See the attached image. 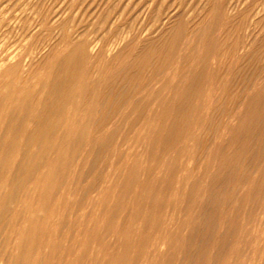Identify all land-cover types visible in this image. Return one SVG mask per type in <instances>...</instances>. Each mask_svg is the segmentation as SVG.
I'll list each match as a JSON object with an SVG mask.
<instances>
[{
  "label": "rangeland",
  "instance_id": "obj_1",
  "mask_svg": "<svg viewBox=\"0 0 264 264\" xmlns=\"http://www.w3.org/2000/svg\"><path fill=\"white\" fill-rule=\"evenodd\" d=\"M11 1L0 0V64L43 43L31 81L45 79L54 58L72 47L62 42L70 27L87 30L97 54L83 65L75 95L91 142L72 166L64 169L53 153L41 168L28 192L31 207L23 213L16 204L20 234L5 242L8 227L0 226V264H24L28 254L31 264H264V0ZM45 8L60 13L58 26L52 16L42 19ZM139 55L147 56L139 92L106 118L112 128L98 132L104 107L116 102H100V90ZM72 145L62 153L71 155ZM17 168L12 181L21 176ZM0 182L1 200L11 183Z\"/></svg>",
  "mask_w": 264,
  "mask_h": 264
},
{
  "label": "bare ground",
  "instance_id": "obj_2",
  "mask_svg": "<svg viewBox=\"0 0 264 264\" xmlns=\"http://www.w3.org/2000/svg\"><path fill=\"white\" fill-rule=\"evenodd\" d=\"M11 1V0H10ZM39 1V0H38ZM45 1V0H44ZM166 1V0H165ZM192 1V0H191ZM233 1V0H232ZM65 2V1H64ZM248 2V1H247ZM20 3V1H19ZM38 3V2H37ZM43 3V2H42ZM46 3V2H45ZM129 3V2H128ZM162 3V2H161ZM239 1L237 2V4ZM244 3V2H243ZM8 4V3H7ZM12 4V1H11ZM70 4V3H69ZM73 4V3H72ZM18 5V4H17ZM29 5V4H28ZM33 4H31L32 6ZM34 4V8H35ZM42 5V4H40ZM62 5V4H61ZM60 5V7H61ZM94 5V4H93ZM99 5V4H98ZM171 5V4H170ZM174 5V4H172ZM171 5V6H172ZM229 5V4H228ZM3 6V5H2ZM15 6V5H14ZM71 6V5H70ZM91 6V5H90ZM116 6V5H115ZM160 6V5H159ZM200 6V5H199ZM238 6V5H237ZM263 6V5H262ZM261 6V7H262ZM10 7V6H9ZM37 7V5H36ZM52 7V6H50ZM82 7V6H81ZM89 7V6H88ZM97 7V6H96ZM26 8V7H25ZM112 8V7H111ZM110 8V9H111ZM126 8V7H125ZM162 8V7H160ZM170 8V7H169ZM179 8V6H178ZM241 8V7H240ZM3 9V8H2ZM13 9V8H12ZM40 9V8H39ZM88 9V8H87ZM97 9V8H96ZM95 9V10H96ZM116 9V7H115ZM197 9V8H196ZM4 10V9H3ZM29 10V9H28ZM46 10V8H45ZM59 10V8H58ZM67 10V9H66ZM79 10V9H78ZM103 10V9H102ZM114 10V9H113ZM125 10V9H124ZM146 10V9H145ZM177 10V9H176ZM185 10V9H184ZM203 10V9H202ZM261 10V9H260ZM2 10H0L1 12ZM21 11V10H20ZM19 11V13H20ZM23 11V10H22ZM27 11V10H26ZM44 11V10H43ZM56 11V10H55ZM52 11L47 9L44 11L42 14L44 17L42 19L47 20L48 17L52 16V24H56L57 26L61 23L60 16L57 11ZM68 11V10H67ZM196 11V10H195ZM200 11V10H199ZM217 11V9H216ZM10 12V11H8ZM18 12V11H17ZM25 12V11H24ZM62 12V11H61ZM108 12V11H107ZM175 12V11H174ZM204 12V11H203ZM231 12V11H230ZM258 12V11H257ZM5 13V12H4ZM23 13V12H22ZM28 13V12H27ZM26 13V14H27ZM31 13H33L31 11ZM30 13V14H31ZM79 13V12H77ZM93 13V12H92ZM100 13V12H99ZM119 13V12H118ZM122 13V12H121ZM120 13V14H121ZM169 13V12H168ZM167 13V14H168ZM194 13V12H193ZM202 13V12H201ZM256 13V12H255ZM35 14V13H34ZM74 14V13H73ZM141 14V13H140ZM143 14V13H142ZM146 14V13H145ZM155 14V13H154ZM158 14V13H157ZM166 14V15H167ZM173 13H171L172 15ZM191 14V13H190ZM24 15V14H23ZM22 15V16H23ZM76 15V14H75ZM93 15V14H92ZM123 15V14H122ZM121 15V17H122ZM181 15V14H180ZM200 15V14H199ZM18 16V15H17ZM21 16V15H20ZM28 16V15H27ZM37 16V15H36ZM98 16V15H97ZM107 16V15H106ZM156 16V15H155ZM158 16V15H157ZM198 16V14H197ZM14 17V16H13ZM12 17V18H13ZM19 17V16H18ZM110 17V16H109ZM120 17V18H121ZM140 17V15H139ZM152 17V15H151ZM159 17V16H158ZM170 17V16H169ZM168 17V18H169ZM200 17V16H198ZM255 17V16H254ZM5 18V17H4ZM26 18V17H25ZM34 18V17H33ZM105 24L108 23V17H105ZM127 18V17H126ZM191 18V17H190ZM197 18V17H196ZM1 19V18H0ZM11 19V18H10ZM20 19V18H19ZM28 19V18H27ZM26 19V20H27ZM87 19V18H86ZM112 19V17H111ZM115 19V18H114ZM113 19V20H114ZM118 19V18H117ZM43 20V21H44ZM95 20V19H93ZM112 20V21H113ZM116 20V19H115ZM114 20V22H115ZM137 20V19H136ZM254 20V19H253ZM10 21V20H9ZM19 21V20H18ZM159 21V20H158ZM258 21V20H257ZM1 22V21H0ZM11 22V21H10ZM24 22V21H23ZM40 22V21H39ZM81 22V21H79ZM93 22V21H92ZM95 22V21H94ZM103 22V21H102ZM101 22V23H102ZM110 22V23H114ZM17 23V22H16ZM25 23V22H24ZM29 23V21H28ZM35 23H37L35 21ZM66 23V22H65ZM158 23V22H157ZM191 23V22H190ZM250 23V22H249ZM44 24V23H43ZM71 24V23H70ZM69 24V25H70ZM85 24V23H84ZM252 24V23H251ZM8 25V24H7ZM11 25V24H10ZM32 25V23L30 24ZM28 26L24 24L22 26L23 31H29L31 30V26ZM42 25V23H41ZM72 25V24H71ZM70 25V26H71ZM81 25V24H80ZM93 25V23H92ZM109 25V24H107ZM115 25V23H114ZM113 25V26H114ZM172 25V24H171ZM39 26V25H38ZM78 26V24H77ZM76 26V27H77ZM103 26V25H101ZM250 26V25H249ZM255 26V25H254ZM6 27V26H5ZM4 27V28H5ZM67 27V26H65ZM69 27V26H68ZM112 27V26H111ZM155 27V26H154ZM153 27V28H154ZM248 27V26H247ZM252 27V26H251ZM257 27V26H256ZM34 28V27H33ZM73 28V29H72ZM127 28V27H126ZM130 28V27H129ZM259 28V27H257ZM68 29H63L62 36H63V41H67L70 44H72L71 49L63 55L61 58L56 59L54 58L53 62V69L49 71L47 74H44V78H37L34 83L33 80L31 81L32 78L35 76H32L33 74V69L32 67L40 64L38 62H41V56L38 54L41 52L40 50L42 49L41 47L43 46V43L39 44V42L31 47L29 50H27L26 54H21L18 57L15 58H4L1 59L2 63L0 64V74L5 75V79L0 82V181H4L6 183H11V186L9 188V192H6V195L0 200V226H5L8 227L6 231H3L8 233V235L5 236V242L11 241L13 238V235H17V233L20 234V232H15L14 227L15 222L20 219V215H18L17 212L20 210H23L21 212L24 213V211L28 210L31 205L29 203V198L28 194L32 191L33 189H36V187L39 185V182L41 181V177H38V173L40 174L41 171H44L43 167L46 166V163L48 162L49 158L53 157L51 156L53 153L58 154V158L62 160V164L64 169H66L69 166H72V162H75V160L78 158L79 161L82 159L81 156H83L82 152L83 149L85 148V145L87 147L86 142L88 144L91 142V136H88V139L86 138L88 130V125L87 123H84L83 121H79V114L81 113L79 110V106L81 104H76L75 101V95L78 94V90L80 91V84H79V78L81 79V74L83 71V65L87 61H92L94 57L96 56V45L94 44L93 41L89 40L87 37V30L80 31L82 32H77V29L75 27H70ZM90 29V28H88ZM109 29V28H108ZM149 29V28H148ZM158 29V28H157ZM37 30V29H36ZM111 30V29H110ZM130 30V29H129ZM151 30V29H150ZM256 30V29H255ZM89 31V30H88ZM127 31V30H126ZM149 31V30H148ZM249 31V30H248ZM99 32V31H98ZM138 32V31H137ZM147 32V31H146ZM260 32V31H259ZM27 33V32H26ZM125 33V32H124ZM131 33V32H130ZM136 33V32H135ZM155 33V32H154ZM3 34V33H2ZM11 34V33H10ZM98 34V33H97ZM118 34V33H117ZM145 34V33H144ZM22 35V34H21ZM24 35V34H23ZM26 35V34H25ZM24 35V36H25ZM123 35V34H122ZM60 36V35H59ZM130 36V35H129ZM140 36V35H139ZM153 36V35H152ZM232 36V35H231ZM53 37V36H52ZM58 37V36H57ZM95 37V36H94ZM118 37V36H117ZM117 37L114 40V47L115 48V43L117 44ZM122 37V36H120ZM119 37V38H120ZM22 38V37H21ZM49 38V37H48ZM56 38V37H55ZM124 38V37H122ZM121 38V39H122ZM127 38V37H126ZM125 38V39H126ZM23 39V38H22ZM29 39V38H26ZM128 39V38H127ZM46 40V37L45 39ZM103 40V39H102ZM124 40V39H123ZM249 40V37H248ZM29 41V40H28ZM27 41V42H28ZM50 41V40H49ZM99 41V40H98ZM108 41V40H107ZM110 41V40H109ZM125 41V40H124ZM47 42V41H46ZM54 42V41H53ZM100 42V41H99ZM45 43V42H44ZM64 43V42H63ZM62 43V44H63ZM120 39L118 44H120ZM251 43V42H250ZM117 44V46H118ZM245 44V43H244ZM58 45V44H57ZM251 45V44H250ZM41 46V47H40ZM55 46V45H54ZM53 46V47H54ZM100 46V45H99ZM110 46V45H108ZM112 46V45H111ZM150 46V45H149ZM156 46V45H155ZM158 46V45H157ZM156 48L151 49L155 51L154 53L156 54V51H160V48L158 50ZM162 46V45H161ZM1 47V46H0ZM44 47V46H43ZM57 47V46H56ZM55 47V48H56ZM21 48V47H20ZM24 48V47H22ZM41 48V49H40ZM60 48V47H58ZM103 48V47H102ZM107 48V52L110 51V49ZM118 48V47H117ZM162 48V47H161ZM2 49V48H1ZM48 49V47H47ZM51 49V48H50ZM53 49V48H52ZM57 49V48H56ZM55 49V50H56ZM149 49V48H148ZM144 50V53L146 50ZM40 51L39 53L37 51ZM102 50V49H100ZM164 50V49H163ZM162 50V51H163ZM7 51V50H6ZM48 51V50H47ZM57 51V50H56ZM99 51V50H98ZM105 51V50H104ZM103 51V53H104ZM112 51V50H111ZM53 51L51 50V53ZM148 52V51H147ZM152 51H149V54ZM7 53V52H5ZM47 53V52H46ZM51 53L48 56H45L44 58L46 59L47 57L50 58ZM55 53V52H54ZM96 53V54H95ZM100 53V51H99ZM112 53V52H110ZM129 53V52H128ZM143 53V54H144ZM153 53V54H154ZM160 53V52H159ZM158 53V55H159ZM8 54V53H7ZM142 54V55H143ZM154 54V55H155ZM46 55V54H45ZM142 55H139L137 58H135L136 62L131 63V65L126 64L124 67L121 68V70L114 75H111L110 78L105 82L104 87L102 90H100L99 96H101L100 102H105L104 99L111 101L112 97L116 102L113 100V106L110 107H104V111L102 112V109L98 108L100 112L101 118L98 121V115L96 114L94 117L98 121L95 125L96 129L98 132H100L101 129L111 126L110 123H113L114 121H109L106 118L110 117L112 118V115L120 109L119 105L121 103H125L127 101H131L130 98L131 96L133 97L134 95L137 94V85L138 83L136 82L137 77L139 75V70L142 67L144 58ZM152 55V53H151ZM150 55V56H151ZM153 55V56H154ZM163 54H161L162 56ZM99 56V55H98ZM104 56V55H103ZM103 56H99L102 57ZM160 56V57H161ZM13 57V56H12ZM3 58V57H2ZM149 58V57H148ZM154 59L153 57H150V59ZM227 58V57H226ZM148 59V60H150ZM96 60V58H95ZM102 59H100L101 61ZM134 60V61H135ZM139 60V62H138ZM233 60V59H232ZM99 61V60H98ZM151 61V60H150ZM155 61V59H154ZM165 61V60H163ZM162 61V62H163ZM148 62V61H147ZM160 62V60H159ZM37 63V64H36ZM44 63V62H43ZM89 63V62H88ZM103 63V62H102ZM102 63L100 65H102ZM141 63V65H140ZM231 63V62H230ZM90 64V63H89ZM108 64V63H107ZM149 64H152L149 62ZM97 65V64H96ZM104 65V63H103ZM129 65V66H128ZM144 65V64H143ZM154 65V64H153ZM160 65V63H159ZM165 65V64H164ZM115 66V64H114ZM113 66V67H114ZM149 65V69H151ZM98 67V66H97ZM156 67V66H155ZM159 67V66H158ZM157 67V68H158ZM218 67V66H217ZM88 69V67H86ZM94 67V70L96 71L98 68ZM107 68V66H106ZM112 68V67H111ZM143 68V67H142ZM147 68V67H146ZM145 68V69H146ZM37 69V68H36ZM86 69V70H87ZM110 69V67H109ZM119 69V68H118ZM148 69V70H149ZM93 70V72H94ZM135 70V71H134ZM148 70H144V72H147ZM154 70V69H153ZM100 71V69H99ZM107 71V70H106ZM111 71V70H110ZM150 71V70H149ZM152 71V70H151ZM98 72V71H97ZM86 74V72L84 71ZM109 73V72H108ZM111 73V72H110ZM109 73V74H110ZM42 74V75H43ZM84 74V75H85ZM94 74V73H93ZM98 73H95L94 75H97ZM107 74V72H106ZM107 74V75H109ZM153 74V73H152ZM83 75V74H82ZM99 75V74H98ZM103 75V73H102ZM105 75V74H104ZM103 75V76H104ZM106 75V78H107ZM92 78L96 77L92 74H90ZM89 76V77H90ZM102 76V77H103ZM144 76V75H143ZM146 76V73H145ZM144 76V78H145ZM151 76V75H150ZM42 77V76H40ZM87 78V80L89 79ZM105 77V76H104ZM103 77V79H104ZM84 78V77H83ZM91 78V77H90ZM97 78V77H96ZM95 78V79H96ZM142 78V77H141ZM151 78V77H149ZM143 79V78H142ZM146 79V78H145ZM82 80V79H81ZM148 80V79H147ZM101 81H105L101 80ZM144 81V80H142ZM82 81H80L81 83ZM84 82V81H83ZM82 82V85H83ZM96 81H88L87 87L91 88L90 86H93ZM139 82V80H138ZM144 83L141 84H145ZM104 84V82H103ZM101 85V82H100ZM222 87V86H221ZM78 88V89H76ZM139 88V87H138ZM82 89V88H81ZM140 89V88H139ZM89 91V89H88ZM220 91V90H219ZM90 92V91H89ZM93 92V91H92ZM97 92V91H96ZM95 92V94H97ZM139 92V91H138ZM143 92V91H142ZM81 93V92H80ZM141 93V92H140ZM138 93V94H140ZM146 93V92H145ZM88 95V93H86ZM92 94V93H91ZM90 94V95H91ZM94 94V95H95ZM217 94V93H216ZM85 95V96H87ZM89 95V96H90ZM89 96H87L89 98ZM87 97H85L87 99ZM94 98V97H93ZM92 98V101H93ZM100 98V97H99ZM80 99V97H79ZM82 99V98H81ZM86 99L84 101H86ZM90 99V98H89ZM88 99V100H89ZM106 100V101H107ZM99 102V100H98ZM128 102V103H129ZM231 102V101H230ZM81 103V102H80ZM108 103V102H107ZM110 103V102H109ZM112 103V102H111ZM84 105V104H83ZM86 105V103H85ZM84 105V106H85ZM92 105V104H91ZM90 105V106H91ZM108 105V106H109ZM127 107V104H124ZM123 105V106H124ZM82 106V107H84ZM98 106V105H97ZM99 107V106H98ZM122 107V106H121ZM88 108V107H87ZM90 108V107H89ZM106 109V110H105ZM121 110V109H120ZM224 110V109H223ZM89 111V110H88ZM122 111V110H121ZM120 111V112H121ZM79 112V113H78ZM86 112V111H85ZM97 107H96V111ZM123 112V111H122ZM219 112V111H218ZM122 114V113H121ZM82 115V113L80 114ZM84 115V114H83ZM85 116V115H84ZM115 116V115H114ZM118 116V115H117ZM120 116V115H119ZM88 117V115H87ZM83 117L84 121L87 118ZM220 117V116H219ZM110 118V119H111ZM115 120V119H114ZM94 121V122H96ZM109 121V122H108ZM91 124V123H90ZM115 125V124H114ZM91 128V129H92ZM108 128V127H107ZM212 128V127H211ZM110 129V128H109ZM107 130V129H106ZM124 130V129H123ZM95 131V132H97ZM110 132L109 130H107ZM133 131V130H132ZM91 132V131H90ZM105 132V130H104ZM102 132V133H104ZM99 133V134H102ZM212 133V131H211ZM91 135V133H90ZM93 135V134H92ZM94 137V136H92ZM115 137V136H114ZM119 137V136H118ZM123 137V136H122ZM99 138V137H98ZM90 139V140H89ZM95 139V138H94ZM119 139V138H118ZM123 139V138H122ZM90 141V142H89ZM93 141V140H92ZM119 139V143H120ZM96 142V140H95ZM65 144H74L72 145V148L68 146V149L72 150L69 153L71 157L68 156V153H62V150L64 149ZM84 146H83V145ZM112 144V143H111ZM133 144V143H132ZM109 146V145H108ZM91 147V145H90ZM106 148V147H105ZM104 148V149H105ZM208 149V148H207ZM85 152L88 151V149L84 150ZM86 156V155H85ZM55 158L57 157L54 156ZM53 157V159H55ZM50 158V161L52 162ZM20 159V160H19ZM165 159V158H164ZM19 160V161H18ZM107 160V159H106ZM113 160V159H112ZM111 160V161H112ZM18 161V162H17ZM110 161V162H111ZM49 162V163H51ZM113 162V161H112ZM111 162V163H112ZM17 163V164H16ZM80 163V162H79ZM78 163V164H79ZM48 165V164H47ZM92 165V164H91ZM79 166V165H78ZM17 168L16 171L19 173L21 176L19 178H15L17 180L12 181L10 174L12 173L11 171L13 168ZM42 168V170H41ZM108 168V167H107ZM69 169V168H68ZM128 169V168H127ZM41 170V171H40ZM61 171V170H60ZM13 172V173H14ZM45 172V171H44ZM16 173V175H17ZM60 173V172H59ZM12 175V174H11ZM37 177H34V176ZM50 175V173H49ZM59 175V174H58ZM42 176V175H41ZM13 177V176H12ZM17 177V176H15ZM88 178V177H87ZM75 179V178H74ZM68 180V179H67ZM100 180V179H99ZM107 180V179H106ZM13 182V183H12ZM105 182V180H104ZM2 182H0L1 184ZM65 183V182H64ZM75 183V182H74ZM30 184H33L32 186H29ZM65 186V185H64ZM105 186V185H104ZM5 187V186H4ZM58 186L52 187V192L57 190ZM97 187V186H96ZM39 188V187H38ZM102 188V187H101ZM1 190V188H0ZM3 190V189H2ZM38 190V189H37ZM44 190V189H43ZM95 190V189H94ZM237 190V189H236ZM29 192V193H28ZM101 192V190H100ZM38 193V192H37ZM71 193V192H70ZM94 193V192H93ZM2 194H5L2 192ZM87 194V193H84ZM60 195V193H59ZM1 197V196H0ZM37 197V196H36ZM20 199V210L17 211L16 204L17 201ZM34 199V198H33ZM32 200V199H31ZM19 203V202H18ZM52 204V203H51ZM81 204V203H79ZM77 204V205H79ZM89 205V204H88ZM35 207V205H34ZM34 211V210H32ZM20 213V212H19ZM21 213V214H23ZM33 213V212H32ZM27 214V213H26ZM34 216V215H33ZM31 214V217H33ZM43 216V215H42ZM26 218V217H25ZM24 218V219H25ZM27 219V218H26ZM17 223V222H16ZM29 224V223H27ZM212 227V226H211ZM31 228V227H30ZM4 229V228H3ZM1 231V228H0ZM15 232V233H14ZM2 233V232H1ZM46 235V234H45ZM19 237V236H17ZM16 237V238H17ZM26 236L23 237L24 241ZM28 239V238H27ZM156 240V238H155ZM29 242V241H28ZM156 241H154L155 243ZM164 242V240H163ZM13 243V242H12ZM163 244V243H162ZM261 247V246H260ZM12 249V248H11ZM34 250V249H33ZM10 251V250H9ZM41 251V249H40ZM27 252V251H25ZM74 253V252H72ZM156 253V252H155ZM33 255V254H32ZM11 256V255H10ZM23 257V258H22ZM22 262L24 264H31L32 258H30L29 254L27 256H22ZM40 257V255H39ZM264 257V255H263ZM7 259V257H6ZM20 259V260H21ZM264 260V259H263ZM213 264V263H212Z\"/></svg>",
  "mask_w": 264,
  "mask_h": 264
}]
</instances>
